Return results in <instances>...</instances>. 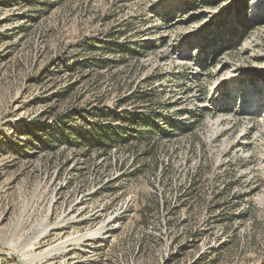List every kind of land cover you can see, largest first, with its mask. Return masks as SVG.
Here are the masks:
<instances>
[{
  "label": "rangeland",
  "instance_id": "rangeland-1",
  "mask_svg": "<svg viewBox=\"0 0 264 264\" xmlns=\"http://www.w3.org/2000/svg\"><path fill=\"white\" fill-rule=\"evenodd\" d=\"M136 93L193 132L54 139ZM0 264H264V0H0Z\"/></svg>",
  "mask_w": 264,
  "mask_h": 264
},
{
  "label": "trees",
  "instance_id": "trees-1",
  "mask_svg": "<svg viewBox=\"0 0 264 264\" xmlns=\"http://www.w3.org/2000/svg\"><path fill=\"white\" fill-rule=\"evenodd\" d=\"M129 32L130 31L120 33V37L125 36ZM115 36V34L108 35L110 41H107L106 43H102L101 41H89L84 46V50L88 52L96 51L98 48H101L98 47V44H102L106 45L103 50L107 51V53L118 55L122 53L121 58H124L123 54L128 51L126 48L123 50V46L113 43L116 40ZM129 44L130 43L127 42L126 46ZM141 49L142 47H138V50H132H134V54H137ZM92 62L93 61L85 62L81 66L82 68H92ZM97 62L102 68H107L111 65L110 61L104 59ZM147 94L148 93H136L125 97V101L123 100L125 104L129 102H149L148 105L144 106V112L120 110L118 112L101 115L89 114L81 119L83 125L73 132L64 133L62 130L59 131L56 129L54 139L59 137L60 140L65 141L64 137H66L67 140L65 142L68 144L74 143L75 145H80L82 146L83 151L91 150L93 148L100 150L103 154L111 151L113 148H123L129 143H136L141 145L144 149H146V147L147 149L151 148V155L150 153H145L144 157H156L153 151L158 148L160 141L163 139H169L170 137L174 138V135H172L173 133H177L178 136L192 133L195 121H192L189 126L177 125L174 121V117L177 116L171 114L170 117H164L163 113L160 111L161 106H159L158 103L152 105L150 103L151 101L148 100L149 95ZM120 108L121 107H118L117 109ZM154 157L153 159L155 160ZM199 173L200 170L197 169V173L191 175V180L195 181L198 179Z\"/></svg>",
  "mask_w": 264,
  "mask_h": 264
}]
</instances>
